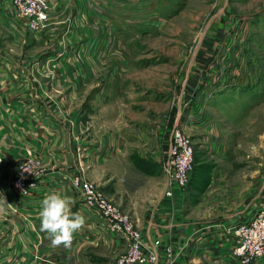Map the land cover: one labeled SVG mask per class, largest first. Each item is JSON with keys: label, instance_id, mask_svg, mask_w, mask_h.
Instances as JSON below:
<instances>
[{"label": "crops", "instance_id": "crops-1", "mask_svg": "<svg viewBox=\"0 0 264 264\" xmlns=\"http://www.w3.org/2000/svg\"><path fill=\"white\" fill-rule=\"evenodd\" d=\"M107 2L50 0L48 24L41 33L26 27L10 0H0V198L12 205L8 207L0 201V264H111L125 251L123 240L101 227V218L83 210L80 194L66 179L76 173L97 182L104 194L136 220L145 233L165 235L169 230L177 233L176 245L180 248L177 264H243L236 256L224 253L228 244L217 242L222 237V227L214 230L212 226L241 220L264 203V198L254 201L253 197L256 183L264 185V172L242 169L241 174H236V187L229 190L226 200L220 201L214 217H208L205 209L194 216L193 211L182 207V190L174 188L172 197L164 196L162 162L169 132L172 127L182 130L190 125L189 121L177 125L180 103L172 126L168 124L165 133L161 132L164 136L160 138V156L156 162L140 165L126 147L123 124L113 118L112 100L100 106H94L93 100L88 111L79 109L78 98L90 88V80L82 78L86 75L77 72L80 58L64 61L53 56L46 61L30 56L29 48L42 46L46 37L64 32L63 37L71 39L80 37L78 32H88L87 25L93 16H103V5L107 6ZM40 33L43 35L39 36ZM73 46L70 44L68 48ZM73 64L74 67H68ZM191 81L199 84L197 78ZM122 91L103 88L106 98L119 97ZM91 112L100 113L98 124H94L97 115ZM200 120L196 126L191 124L201 134L200 143L212 142L222 153L226 138L206 134L210 125ZM98 125L99 140L94 135ZM237 145L232 144L231 156L237 154ZM245 150L241 160L249 162L252 154ZM31 156L39 159L34 180L45 179V183L33 189L35 195L41 194L23 199L8 182L16 174L17 165ZM219 167L213 172H222ZM53 190L70 197L72 211L85 217V224L73 234L67 247L52 246L48 235L40 230L41 202ZM207 244H216L221 249L213 247L205 251Z\"/></svg>", "mask_w": 264, "mask_h": 264}, {"label": "rangeland", "instance_id": "rangeland-1", "mask_svg": "<svg viewBox=\"0 0 264 264\" xmlns=\"http://www.w3.org/2000/svg\"><path fill=\"white\" fill-rule=\"evenodd\" d=\"M104 1L103 16H93L89 31L77 33L81 39L59 32L30 47V56L80 58L77 72L86 75L90 88L78 98L79 109L93 100L94 106L112 100L113 118L123 124L126 147L140 165L160 156V138L180 103L177 125L189 121L182 132L194 149L182 207L194 216L205 209L214 217L236 187V174L244 168L264 172V0ZM104 87L123 91L106 98ZM91 113L98 124L100 113ZM200 119L210 125L206 134L226 138L222 153L212 142L200 143L194 131ZM94 135L99 140V125ZM245 149L252 154L249 162L241 160ZM217 166L222 172H213ZM253 192L254 201L264 198V185L259 181Z\"/></svg>", "mask_w": 264, "mask_h": 264}, {"label": "built area", "instance_id": "built-area-1", "mask_svg": "<svg viewBox=\"0 0 264 264\" xmlns=\"http://www.w3.org/2000/svg\"><path fill=\"white\" fill-rule=\"evenodd\" d=\"M10 2L17 14L25 20L29 30L39 32L46 28L51 8L50 0ZM38 165L39 159L32 156L17 165L16 174L9 184L20 198H34L41 194L35 195L33 192L37 184L45 183V179L34 180ZM193 166L194 149L190 138L178 127H172L162 162L165 177L164 196L172 197L174 188H186ZM66 179L68 185L80 194L83 210L97 215L101 218V227L108 234L123 240L125 251L111 264H177L176 258L180 254V248L176 245L177 233L173 230H169L165 235L161 232L145 233L136 220L104 194L97 182L82 173L67 175ZM220 235L222 237L218 238L217 242L218 245L219 242L228 244L229 249L224 251L227 256L234 255L243 264H264V203L254 208L243 219L226 224L221 228ZM218 245L207 244L204 249L209 251L215 247L220 250Z\"/></svg>", "mask_w": 264, "mask_h": 264}, {"label": "clouds", "instance_id": "clouds-1", "mask_svg": "<svg viewBox=\"0 0 264 264\" xmlns=\"http://www.w3.org/2000/svg\"><path fill=\"white\" fill-rule=\"evenodd\" d=\"M0 201L8 207L12 206L7 204L4 198H0ZM72 203L71 198L62 195L59 190L45 195L41 202V210L38 213L40 230L48 235L52 246H69L73 234L85 224V217L72 211Z\"/></svg>", "mask_w": 264, "mask_h": 264}, {"label": "trees", "instance_id": "trees-1", "mask_svg": "<svg viewBox=\"0 0 264 264\" xmlns=\"http://www.w3.org/2000/svg\"><path fill=\"white\" fill-rule=\"evenodd\" d=\"M192 171H193V170H192ZM192 171H191V172H192ZM189 181H190V178H189ZM188 183H189V182H188ZM187 185H188V184H187Z\"/></svg>", "mask_w": 264, "mask_h": 264}]
</instances>
